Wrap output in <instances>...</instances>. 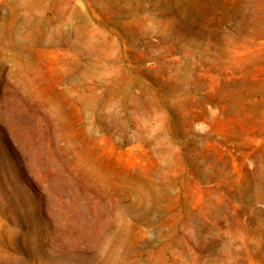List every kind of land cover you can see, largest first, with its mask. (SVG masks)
Wrapping results in <instances>:
<instances>
[{"label": "rangeland", "instance_id": "obj_1", "mask_svg": "<svg viewBox=\"0 0 264 264\" xmlns=\"http://www.w3.org/2000/svg\"><path fill=\"white\" fill-rule=\"evenodd\" d=\"M0 264H264V0H0Z\"/></svg>", "mask_w": 264, "mask_h": 264}]
</instances>
